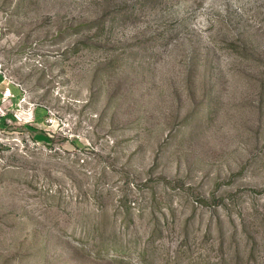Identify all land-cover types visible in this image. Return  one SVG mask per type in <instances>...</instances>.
<instances>
[{
  "label": "rangeland",
  "instance_id": "374dc122",
  "mask_svg": "<svg viewBox=\"0 0 264 264\" xmlns=\"http://www.w3.org/2000/svg\"><path fill=\"white\" fill-rule=\"evenodd\" d=\"M0 264H264V0H0Z\"/></svg>",
  "mask_w": 264,
  "mask_h": 264
},
{
  "label": "crops",
  "instance_id": "0c3cea01",
  "mask_svg": "<svg viewBox=\"0 0 264 264\" xmlns=\"http://www.w3.org/2000/svg\"><path fill=\"white\" fill-rule=\"evenodd\" d=\"M1 89H5V86H4V81L2 79V76L0 75V91Z\"/></svg>",
  "mask_w": 264,
  "mask_h": 264
}]
</instances>
